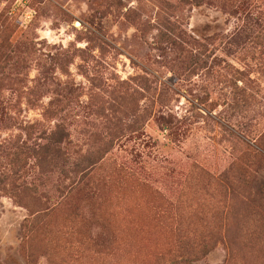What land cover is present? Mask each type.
<instances>
[{
  "label": "rangeland",
  "instance_id": "obj_1",
  "mask_svg": "<svg viewBox=\"0 0 264 264\" xmlns=\"http://www.w3.org/2000/svg\"><path fill=\"white\" fill-rule=\"evenodd\" d=\"M0 180L1 264H259L264 0H0Z\"/></svg>",
  "mask_w": 264,
  "mask_h": 264
},
{
  "label": "trees",
  "instance_id": "obj_2",
  "mask_svg": "<svg viewBox=\"0 0 264 264\" xmlns=\"http://www.w3.org/2000/svg\"><path fill=\"white\" fill-rule=\"evenodd\" d=\"M195 1L199 2V0H195ZM235 78L237 79V81H242L244 84L247 82L253 81L252 79H250V77L248 75L245 74L244 71H240V70H237L235 72ZM238 89H241V88H238ZM47 140H48V142L44 146V148H41L38 151V158L41 162H42V160H46L47 158H55V156L57 154L52 153V152H55L58 149L59 145L64 144L66 142L63 139L56 140L53 137H49V138H47ZM2 184H3V181L0 180V191L1 190L6 191V189L2 187ZM71 188L73 189L74 186H72ZM23 192L28 193V197L31 200V205L25 204L26 208L30 212V215L24 224V231H25L26 235L28 234L27 238H29V236H31L30 234H32L34 231L33 227L36 228L40 225H43V223L46 222V220L49 218V216L51 215V213L53 212V210L55 208L53 207L54 208L53 209L50 206L49 200L45 199V201H44V199H42L41 197H39L37 195V193H38L37 189H35L34 191L30 190V189H25V190H23ZM29 198H27L25 196V198H24L25 202H28V201H26V199H29ZM248 198L252 199L253 197L251 195H249ZM241 201L243 202L244 205H246L245 207L247 208V213L245 215V220L247 221V223H252L254 214H256L259 219L261 218L264 220V195L259 196L257 198H254L250 201H247V199H244V200L241 199ZM254 205L258 206V211L253 209ZM263 233H264V230H263ZM252 234L253 233H250V236L246 238V244L248 246H256L259 244L258 239H256L254 237V235H252ZM220 240H223V239H220ZM229 241L232 244L231 240H229ZM235 242H236V240H235ZM251 243H255V245H251ZM262 243H264V240ZM210 249L211 248H204V251H203L204 255H208L210 252ZM232 255H234V254H232ZM24 256H25V259L27 260L28 264H36V253L31 251V249L30 250H29V248L25 249ZM191 260H192V258H188L185 255H183L181 259H178L176 257L170 258L169 264H179V263H181V261H191ZM260 260H262V261H260L258 263L264 264V254L260 258Z\"/></svg>",
  "mask_w": 264,
  "mask_h": 264
},
{
  "label": "built area",
  "instance_id": "obj_3",
  "mask_svg": "<svg viewBox=\"0 0 264 264\" xmlns=\"http://www.w3.org/2000/svg\"><path fill=\"white\" fill-rule=\"evenodd\" d=\"M30 12H32V11H30ZM28 14H29V12H28ZM27 17L30 18L29 15H27Z\"/></svg>",
  "mask_w": 264,
  "mask_h": 264
}]
</instances>
